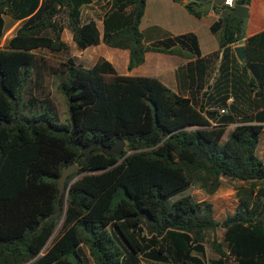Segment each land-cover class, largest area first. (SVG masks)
<instances>
[{
    "label": "trees",
    "instance_id": "obj_1",
    "mask_svg": "<svg viewBox=\"0 0 264 264\" xmlns=\"http://www.w3.org/2000/svg\"><path fill=\"white\" fill-rule=\"evenodd\" d=\"M91 2L0 0V39L6 16L21 24L0 49V264H264V161L257 155L264 30L245 39L239 61L234 46L245 38L246 19L223 7L226 15L211 27L223 31L221 51L202 57L195 33L144 42L146 0L110 1L103 43L129 51V70L148 52L195 59L190 65L200 67L222 52L214 93L223 106L230 97L233 103L221 114L156 77L120 75L104 58L87 68L69 57L58 69L35 53L68 51L65 28L78 49L98 45L97 23L82 21ZM185 7L204 13L194 2ZM47 75L62 78L70 125L49 95L38 98ZM119 138L122 156L96 147L84 157L83 146ZM72 163L79 172L59 203L57 179ZM223 178L247 185L235 187L238 207L222 221L211 202L178 197L194 185L213 195ZM208 246L216 257L207 259Z\"/></svg>",
    "mask_w": 264,
    "mask_h": 264
},
{
    "label": "crops",
    "instance_id": "obj_2",
    "mask_svg": "<svg viewBox=\"0 0 264 264\" xmlns=\"http://www.w3.org/2000/svg\"><path fill=\"white\" fill-rule=\"evenodd\" d=\"M110 1L111 0H92L90 4L82 8L83 23H87L91 20L95 21L100 32L101 40L98 45L90 46L85 50L92 54V56L89 57V61L95 62V60H97L93 66L100 59L104 58L112 64L120 61L122 64L124 63V66L127 64L128 68V50L112 47L108 48L109 46L105 47L101 45L104 37V18L110 9ZM188 2L196 3L198 9L204 12L203 15L196 16L191 14L185 7L186 3L183 2L174 0H146L145 15L140 25L141 32L144 35V42L148 45L168 35L177 36L186 33H195L199 39L202 57H208L221 51L223 31L219 30L215 33L211 30V27L216 21L226 15V10L222 9L226 7L225 0H188ZM202 6H210V9L202 8ZM216 8L220 10L216 11ZM248 9L249 16L245 22V38L234 46V50L237 46H245V39L264 30V0H251ZM67 30L69 29H64V31ZM64 31L62 37L65 41ZM67 44L69 48L74 46L70 43ZM71 57H75L76 61L78 59L77 56ZM194 60L195 59L177 55L148 52L144 64L132 70L128 69L123 75L141 76L139 72L144 66L157 65L161 73L167 76L166 81L173 83L174 88L172 87L171 89L175 92L189 97L193 101L199 99V103L205 105L206 108L215 109L219 112L224 107L229 108L230 104L233 103V97L227 100V106H223L220 104L216 92L214 93L216 88H214L215 82L219 77L218 70L222 60V52L218 58L213 57L208 63L202 64L201 67L198 65L191 66L190 62ZM77 63L80 62L77 61ZM107 76L108 75H106V77ZM110 76L112 77V75ZM206 92L208 94L204 97V93ZM236 125L237 123L229 124L228 129L233 130ZM257 155L264 161V131L261 134L260 142L257 147ZM224 179L226 178H223V180ZM208 248L209 247H207V254ZM213 257H216L214 252Z\"/></svg>",
    "mask_w": 264,
    "mask_h": 264
},
{
    "label": "rangeland",
    "instance_id": "obj_3",
    "mask_svg": "<svg viewBox=\"0 0 264 264\" xmlns=\"http://www.w3.org/2000/svg\"><path fill=\"white\" fill-rule=\"evenodd\" d=\"M5 20H6V30L4 36L0 39V49H6L8 47L9 40L14 36L16 30L21 25L20 22H15L8 16L5 17ZM62 21L64 24H66L65 17H62ZM64 39L67 43L74 45L71 46L69 50L66 52L53 53L46 49H40L35 51V53L38 54L39 57H43L44 59H46V62L49 65L58 69H62L63 68L62 64L65 63L67 59L71 56H77L78 57L77 61L82 63L86 67H92L93 64L97 61V60H95V62L89 61V57H91L92 54L90 52H87V50L82 51L77 48L75 42L72 39V34L69 30L64 31ZM101 45L108 47L104 43H102ZM113 65L119 74L123 75L125 71H128L127 64L126 66H124V63L122 64L120 61L114 63ZM139 75L156 77L170 88L173 87V83L166 81L167 76L161 73V70L157 65H150L148 67L144 66L142 70H140ZM107 78H111V76L108 75ZM61 80L62 78L60 76L47 75L44 83V90L46 94L39 95V92L37 93L39 99H42V97L49 95L55 105L56 111L60 116L61 122L70 125L71 118H70L68 100L60 92L58 88V85L61 82ZM228 131L230 132L231 129H228ZM244 185L247 184L237 180L224 179L220 189L213 195H208L198 185H194L189 189H187L181 195H178V197L183 195H190L197 201L207 200L211 202L214 207L215 218L219 221H222L224 218H226L228 214H233L236 211L239 204V199L237 197V192L235 190V187H240ZM222 236H223V230L219 229L217 231L216 237L218 238V240H222ZM206 257L207 259L213 257V252L210 247L208 248V254Z\"/></svg>",
    "mask_w": 264,
    "mask_h": 264
},
{
    "label": "water",
    "instance_id": "obj_4",
    "mask_svg": "<svg viewBox=\"0 0 264 264\" xmlns=\"http://www.w3.org/2000/svg\"><path fill=\"white\" fill-rule=\"evenodd\" d=\"M183 3H188V0H182ZM202 8H207L208 10L210 9V6H202ZM230 15L232 17H238L240 20L247 19L249 16V9L247 6L244 5H235L234 7H230ZM235 53L237 58L240 61H244L246 58V49L244 45H240L235 47ZM96 147H103L106 150H108L110 153H113L118 156H122L124 153V150L126 149V143L123 139L119 138L117 141L111 145V146H106L102 142L99 141H93L92 143L83 146V151H84V157H88L89 153L91 152L92 149ZM79 172V166L76 163H72L70 165H66L63 167L61 175L57 179L58 185H59V197L58 201L60 203V200L65 193L66 189V183L70 175L74 173Z\"/></svg>",
    "mask_w": 264,
    "mask_h": 264
},
{
    "label": "built area",
    "instance_id": "obj_5",
    "mask_svg": "<svg viewBox=\"0 0 264 264\" xmlns=\"http://www.w3.org/2000/svg\"><path fill=\"white\" fill-rule=\"evenodd\" d=\"M225 5L228 7H234L235 6V0H232L231 4L228 3V0H225ZM220 113L221 114H228V108L227 107L222 108L220 110Z\"/></svg>",
    "mask_w": 264,
    "mask_h": 264
},
{
    "label": "clouds",
    "instance_id": "obj_6",
    "mask_svg": "<svg viewBox=\"0 0 264 264\" xmlns=\"http://www.w3.org/2000/svg\"><path fill=\"white\" fill-rule=\"evenodd\" d=\"M228 3L231 4L232 3V0H228Z\"/></svg>",
    "mask_w": 264,
    "mask_h": 264
}]
</instances>
